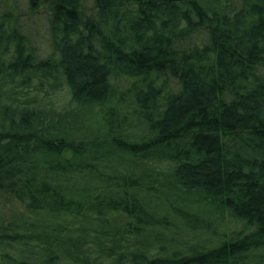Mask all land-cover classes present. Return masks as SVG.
<instances>
[{
	"label": "trees",
	"instance_id": "16d2710c",
	"mask_svg": "<svg viewBox=\"0 0 264 264\" xmlns=\"http://www.w3.org/2000/svg\"><path fill=\"white\" fill-rule=\"evenodd\" d=\"M0 264H264V0H0Z\"/></svg>",
	"mask_w": 264,
	"mask_h": 264
},
{
	"label": "rangeland",
	"instance_id": "374dc122",
	"mask_svg": "<svg viewBox=\"0 0 264 264\" xmlns=\"http://www.w3.org/2000/svg\"><path fill=\"white\" fill-rule=\"evenodd\" d=\"M37 36H39V37H37V42H38V43H41V41H45L44 37L42 36V31H41V30L39 31V34H38ZM219 222H222V223L226 226V222H228V220H226V218H223V219H222L221 221H219ZM219 222H218V223H219ZM218 223L214 222L213 225H217ZM225 226H224V227H225ZM224 227H223L221 224L219 225V228H221V229L224 228ZM204 238H207V237H204ZM204 238H203V239H204Z\"/></svg>",
	"mask_w": 264,
	"mask_h": 264
}]
</instances>
